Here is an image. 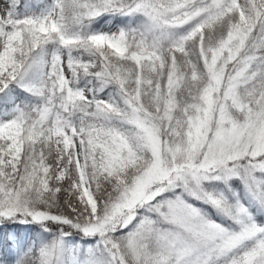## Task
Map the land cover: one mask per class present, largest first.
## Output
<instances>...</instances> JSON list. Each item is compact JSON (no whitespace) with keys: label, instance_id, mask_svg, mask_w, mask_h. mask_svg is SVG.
I'll list each match as a JSON object with an SVG mask.
<instances>
[{"label":"snow or ice","instance_id":"snow-or-ice-1","mask_svg":"<svg viewBox=\"0 0 264 264\" xmlns=\"http://www.w3.org/2000/svg\"><path fill=\"white\" fill-rule=\"evenodd\" d=\"M0 264H264V0H0Z\"/></svg>","mask_w":264,"mask_h":264},{"label":"rangeland","instance_id":"rangeland-1","mask_svg":"<svg viewBox=\"0 0 264 264\" xmlns=\"http://www.w3.org/2000/svg\"><path fill=\"white\" fill-rule=\"evenodd\" d=\"M25 2H26V0H23V2H22L21 5H23V3H25ZM100 23H101V25H103L104 24V21H101ZM98 27H99V25H98ZM105 30H106V28H105Z\"/></svg>","mask_w":264,"mask_h":264},{"label":"trees","instance_id":"trees-1","mask_svg":"<svg viewBox=\"0 0 264 264\" xmlns=\"http://www.w3.org/2000/svg\"><path fill=\"white\" fill-rule=\"evenodd\" d=\"M23 0H21V4H22Z\"/></svg>","mask_w":264,"mask_h":264}]
</instances>
